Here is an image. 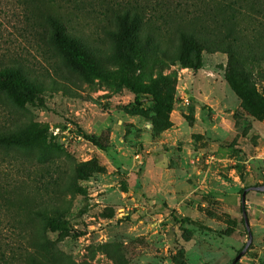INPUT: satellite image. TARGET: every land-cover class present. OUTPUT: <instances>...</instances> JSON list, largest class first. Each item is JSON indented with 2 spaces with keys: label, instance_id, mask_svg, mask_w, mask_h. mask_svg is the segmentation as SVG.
<instances>
[{
  "label": "rangeland",
  "instance_id": "rangeland-1",
  "mask_svg": "<svg viewBox=\"0 0 264 264\" xmlns=\"http://www.w3.org/2000/svg\"><path fill=\"white\" fill-rule=\"evenodd\" d=\"M117 1L85 0L69 11L71 29L87 45L111 49ZM180 1L182 8L150 10L155 0H142L149 4L143 31L153 23L157 43L173 55L182 29L217 31L264 52V0ZM192 2L198 9L187 6ZM30 17L13 0L0 4V59L45 83L47 104L19 107L0 93V121L17 128L37 120L62 149L43 155L0 147L5 186L30 202L0 206V264H232L249 239L242 191L264 184L257 157L264 111L242 107L226 77L228 55L205 52L198 71L181 65L137 71L144 87L173 99L170 110L115 80L86 81L54 44L41 9ZM249 74L264 97V60ZM79 168L89 173L78 180L88 199L72 192ZM50 205L70 210L69 231L45 233L32 209ZM246 206L253 240L236 264H264V191L250 190Z\"/></svg>",
  "mask_w": 264,
  "mask_h": 264
},
{
  "label": "trees",
  "instance_id": "trees-1",
  "mask_svg": "<svg viewBox=\"0 0 264 264\" xmlns=\"http://www.w3.org/2000/svg\"><path fill=\"white\" fill-rule=\"evenodd\" d=\"M3 1L0 0V4ZM13 1L24 10L26 18L33 17L41 9L49 22L54 44L62 51L71 67L88 82H92L95 78L108 82L115 80L137 95H151L158 106H167L171 110L173 99L163 97L153 89L144 87L137 81L136 72L145 71L158 65H181L198 71L204 65L205 52H223L228 55L227 80L233 90L242 98V107L252 114L259 109L264 111V97L257 92L255 83L249 74L257 62L264 60V52H259L257 48L245 50L239 43L220 37L217 31L207 30L208 35L200 36L194 30L182 29L179 34V49L173 55L167 48L157 43L151 31L153 23L149 22V29L143 31L145 10L149 4L143 3L142 0H120L116 3L119 6L118 9H115L118 26L112 30L113 46L109 50H103L87 45L71 29L73 25L69 11L73 12L85 0ZM164 1L166 0H155L156 6H150V10L163 8L170 10L183 6L180 0H169V4ZM186 2L188 0H185ZM187 6L195 10L198 9V5L193 2ZM66 8H68V13L65 11ZM198 19V16L192 19L196 25ZM111 68H115L114 72L109 71ZM46 90L45 83L30 79L20 66L0 59V93L9 97L17 106L25 107L28 104L46 106ZM1 112L0 109V116ZM79 130L85 138L105 149V146L94 136L84 132L81 128ZM0 147L34 149L43 155L62 149V145L52 138L49 127L33 119L17 128L8 127L0 121ZM8 177L6 169H0V206L9 209L22 208L21 202L30 203L28 199L18 197L21 192L15 193L5 186V180ZM88 178L89 173L83 168H79L76 176L77 182L75 180L72 184V192L88 199L87 187L78 182V180H87ZM87 208L88 203L80 209L79 215H83ZM241 208L247 210L246 203L242 202ZM32 210L41 219L45 233L70 230V210L58 205L33 208ZM79 235L81 233H76V236ZM44 242L50 246L53 241L46 238Z\"/></svg>",
  "mask_w": 264,
  "mask_h": 264
},
{
  "label": "water",
  "instance_id": "water-1",
  "mask_svg": "<svg viewBox=\"0 0 264 264\" xmlns=\"http://www.w3.org/2000/svg\"><path fill=\"white\" fill-rule=\"evenodd\" d=\"M250 190H260V191H264V184H261V185H256V186H251V187H248L244 190L243 192V195H242V202L243 204L246 203V196L248 194V192ZM243 214H244V219H245V224H246V227L249 231V239H248V242L246 244V246L244 247V249H242L240 251V253L237 255V257L235 258V260L233 261L232 264H236L237 261L244 255V253L248 250L252 240H253V236H252V232H251V228H250V221H249V217H248V213H247V210L244 209L243 210Z\"/></svg>",
  "mask_w": 264,
  "mask_h": 264
},
{
  "label": "built area",
  "instance_id": "built-area-1",
  "mask_svg": "<svg viewBox=\"0 0 264 264\" xmlns=\"http://www.w3.org/2000/svg\"><path fill=\"white\" fill-rule=\"evenodd\" d=\"M189 98H190V96L188 94H186V97L184 99L186 102H189ZM196 156L198 157V155H196ZM257 157L263 164V173H264V146L262 147V149H261V151Z\"/></svg>",
  "mask_w": 264,
  "mask_h": 264
}]
</instances>
